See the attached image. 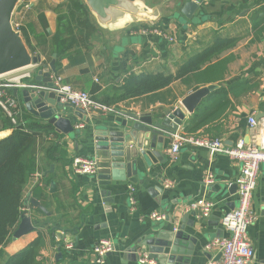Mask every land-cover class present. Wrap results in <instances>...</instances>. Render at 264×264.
Wrapping results in <instances>:
<instances>
[{"label": "crops", "instance_id": "1", "mask_svg": "<svg viewBox=\"0 0 264 264\" xmlns=\"http://www.w3.org/2000/svg\"><path fill=\"white\" fill-rule=\"evenodd\" d=\"M22 1L14 18L20 20L34 55L40 58L36 65L18 69V74H31L22 79L29 84L36 83L37 70L47 68L53 58L51 35L57 28L55 8L64 0ZM141 1L151 11V19L111 31L100 27L92 16L94 33L85 45L74 46L70 56L60 61V67L50 71V77L60 76L63 83L77 89L89 92L95 89L94 94L101 99L103 92L116 95L115 89L131 73H175L188 58L218 39H233L235 43L202 66L210 64L205 83L188 75L161 89L113 102L115 112L108 114L78 115L74 106H66L62 116L70 120L74 131L65 134L53 127L56 134L39 137L35 154L46 141L55 140L65 144L67 162L51 164L55 186L50 188L49 184L44 190L43 203L31 194L33 184L29 181L27 184V194L38 200L46 213L35 212L28 206L34 229L18 237L12 234L0 245V264L30 243L39 231L44 233V244L37 256L38 264H98L92 260L91 248L102 238L110 239L115 245L102 264H139L136 250L148 252V242L157 238L159 231L167 233L179 226H184V232L195 239L188 264H206L210 257H219L217 249L206 251L204 247L214 238L229 235L221 217L237 205L236 190L233 193L231 190L241 162L190 143H182L175 159H170L169 150L176 133L219 138L225 145L234 146L239 139L245 143L253 139L248 117L254 116L264 126V30H256V26L264 25L261 23L264 8L254 22L251 19L255 10L264 7V0H203L191 18L180 13L184 0ZM24 3L28 9L22 12ZM209 84H214V88L191 113L187 112L180 101L193 90ZM23 88L18 87L17 94L21 108L19 122H22V108L26 110ZM174 108L183 110L184 120L176 133L163 139L164 161L148 151L147 159L137 158L135 173L110 184L71 169L73 156L93 158L95 134L102 126L117 128L122 121L129 123L128 113H160ZM30 117L47 122L32 114ZM11 130L0 129V139ZM40 153L36 158L43 170ZM210 174L213 182L205 185L204 179ZM166 182L171 185L165 187ZM200 198L213 202L206 217L198 210L189 209ZM251 207L256 219L247 229V240L253 248L249 264H264V166L256 177ZM154 211L165 214L164 219L150 218Z\"/></svg>", "mask_w": 264, "mask_h": 264}, {"label": "water", "instance_id": "2", "mask_svg": "<svg viewBox=\"0 0 264 264\" xmlns=\"http://www.w3.org/2000/svg\"><path fill=\"white\" fill-rule=\"evenodd\" d=\"M20 1L22 0H0V74L36 65L40 60L30 52L21 31L12 25L13 12ZM202 1L184 0L180 13L186 18H191ZM83 2L97 24L111 31L132 22L149 20L153 16L141 0H83ZM54 60L55 54L47 68L37 70L34 76L36 83H29L30 86L23 88L22 97L24 106L30 114L46 120L56 131L66 134L74 131L70 120L62 116L65 107L71 104L61 102L60 96L54 92L31 86L52 85L50 71H55ZM214 86L209 84L193 90L180 101L182 107L191 113ZM12 92L17 95L18 89L14 88ZM82 112L84 111L78 110V115ZM127 115L131 122L125 120L117 125V128H110L107 125L96 131L93 158L98 166L97 178L102 184H110L112 180H125L131 173H135L137 158L141 156L147 159L148 151L164 161L161 154L163 139L176 133L184 120L181 108L160 113ZM52 169L53 165L46 173H50ZM54 186V182L51 181L50 188ZM232 187L234 189L231 193L235 192L236 184H232ZM23 205L38 207L46 213L45 207L30 194L24 198ZM181 222L184 224V220ZM33 229L31 217L22 214L13 235L18 237ZM184 229V226H179L167 233L159 231L157 238L148 242L149 256L154 258L157 264H188L194 250L195 239L184 232Z\"/></svg>", "mask_w": 264, "mask_h": 264}, {"label": "trees", "instance_id": "3", "mask_svg": "<svg viewBox=\"0 0 264 264\" xmlns=\"http://www.w3.org/2000/svg\"><path fill=\"white\" fill-rule=\"evenodd\" d=\"M263 8L254 11L251 16L253 22ZM55 9L57 12V28L51 35V52L55 54L54 65L57 69L60 67V61L70 56V51L74 46L79 47V45L87 43L88 37L94 33L96 26L83 0H64ZM261 23H264V18ZM253 27H255V24ZM30 29L33 31L32 28ZM256 30H264V25L256 26ZM20 31L26 45L33 54L34 49L30 46L27 33L22 27ZM234 43L233 39H218L200 53L188 58L175 73H131L119 85L120 87L115 89L116 95L103 92L104 97L100 99L94 94L95 89L88 92L95 100L111 105L113 102L128 97L161 89L183 77L191 76L199 83H205L210 64L202 66L214 55L231 47ZM22 113V122L17 120V124H14L10 118L0 112V129H12L8 136L0 139V245L13 234L23 214L22 207L27 194V184L30 176L38 168L35 154L38 138L51 132L56 134L53 126L48 122H38L32 119L30 114L23 108ZM40 148V162L44 170L43 182L40 186L39 184L34 185L31 194L43 203L44 190H47L50 182L54 180V173H46V170L51 164L54 166L65 165L67 152L65 144L55 140L46 141ZM32 208L35 212L42 214V210L38 207ZM50 232H52L51 229ZM43 244L44 233L39 231L37 237L25 247L12 255H8L4 264H38L37 256Z\"/></svg>", "mask_w": 264, "mask_h": 264}, {"label": "built area", "instance_id": "4", "mask_svg": "<svg viewBox=\"0 0 264 264\" xmlns=\"http://www.w3.org/2000/svg\"><path fill=\"white\" fill-rule=\"evenodd\" d=\"M23 1H21L22 3ZM18 6L13 12L12 25L15 29L21 30V22L14 18V13H18ZM28 9V4H22V12ZM162 34V33H160ZM25 77H31L30 73L18 74V69L0 74V111L17 124L18 115L20 116L21 108L17 95L11 94L14 88L28 87L30 84L22 81ZM51 86H37L32 84L36 89H44L54 92L60 96V101L69 103L77 110H83L84 113L98 112L108 114L115 112L112 105H107L95 100L91 94L82 89H77L70 84L63 83L60 76L51 77ZM248 123L253 131V139L250 143H245L239 139L234 146L225 145L219 138H197L187 134H175L169 150L170 159H175L182 143L203 147L210 152L224 153L232 159L241 162V169L236 178V195L237 205L226 211L221 217V224L229 232L228 236L214 238L208 242L204 249L209 251L211 248L217 249L218 258L210 257L206 264H249L253 257L252 245L247 240V229L255 221L256 216L251 207V197L256 186V177L261 166H264V126L255 119L254 116L248 117ZM50 138V134L47 135ZM40 146L36 152L39 154ZM71 169L77 174L87 176H97L98 166L94 158L76 155L72 157ZM43 170L39 163L37 170L30 176L29 182L34 185H42ZM205 185L213 182V176L210 174L204 179ZM165 183V187L170 186ZM31 187V186H30ZM27 192L29 190L27 189ZM30 194V193H28ZM26 194V196L28 195ZM25 196V197H26ZM130 202L134 203V198L130 197ZM213 207V202L206 198H200L189 205V209L198 210L201 216L209 215ZM24 215H29L28 205H23ZM165 214L154 211L150 218L154 220L164 219ZM68 247V246H67ZM115 250L113 241L108 238L98 240L91 248L92 260L94 263L102 264L106 255ZM139 264H156V260L149 256L144 249H138L135 252Z\"/></svg>", "mask_w": 264, "mask_h": 264}, {"label": "rangeland", "instance_id": "5", "mask_svg": "<svg viewBox=\"0 0 264 264\" xmlns=\"http://www.w3.org/2000/svg\"><path fill=\"white\" fill-rule=\"evenodd\" d=\"M21 3V1L18 3V5ZM33 55H34V53H33Z\"/></svg>", "mask_w": 264, "mask_h": 264}]
</instances>
